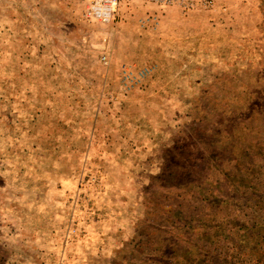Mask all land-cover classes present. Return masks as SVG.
Returning a JSON list of instances; mask_svg holds the SVG:
<instances>
[{
  "label": "rangeland",
  "instance_id": "rangeland-1",
  "mask_svg": "<svg viewBox=\"0 0 264 264\" xmlns=\"http://www.w3.org/2000/svg\"><path fill=\"white\" fill-rule=\"evenodd\" d=\"M0 0V264H264V0Z\"/></svg>",
  "mask_w": 264,
  "mask_h": 264
},
{
  "label": "built area",
  "instance_id": "built-area-1",
  "mask_svg": "<svg viewBox=\"0 0 264 264\" xmlns=\"http://www.w3.org/2000/svg\"><path fill=\"white\" fill-rule=\"evenodd\" d=\"M128 0H87L85 14L88 18L97 19L101 22L113 21L119 14L121 5ZM148 2H159L162 4L178 3L180 5L190 4L191 0H142Z\"/></svg>",
  "mask_w": 264,
  "mask_h": 264
}]
</instances>
